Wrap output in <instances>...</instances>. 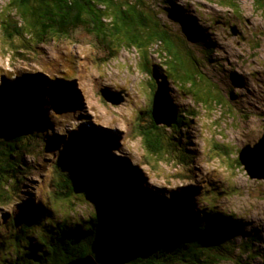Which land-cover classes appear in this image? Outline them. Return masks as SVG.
Listing matches in <instances>:
<instances>
[{"label":"trees","instance_id":"1","mask_svg":"<svg viewBox=\"0 0 264 264\" xmlns=\"http://www.w3.org/2000/svg\"><path fill=\"white\" fill-rule=\"evenodd\" d=\"M154 1L178 22L182 32L177 36L184 38L183 43L162 24ZM8 6L26 24L9 23L13 26L4 30L10 39L28 36L26 29H30L31 37L40 41H87L100 66L114 60L121 50L134 49L147 75L152 72L150 57L155 52L163 64L156 65L163 77L196 98L198 105H223L224 100L210 90V84L202 85L206 75L189 45L188 40L193 43V39L197 44L203 31L177 0H10ZM208 56L213 62V51ZM39 80L40 75L28 74L8 82L0 79V209H9L2 221L19 246L15 250L11 244L13 254L25 249L19 257L0 258V264H67L91 254V240L107 253L110 264H254L258 258L264 264L261 232L212 204H208L212 208H197L206 199L194 200L199 191H179L159 204L135 165L121 157H98L88 151L97 136L90 130L77 129L63 136V141L50 142L49 133L56 121L71 113L65 108L61 118L51 120L46 104L37 97L35 84ZM58 88L65 90V86ZM151 88L154 108L156 86L151 84ZM57 99L63 101L58 95ZM193 117V111L179 112L173 127L175 136L190 128ZM147 121L148 132L142 133L146 146L152 155L163 156L165 129L157 127L151 117ZM48 153L50 157H46ZM27 156H33L38 166L25 165ZM237 165L241 167L238 159ZM38 167L48 172L47 192L41 190L34 199L23 200L20 194L25 172L38 174ZM16 198L21 203H15ZM75 199H83L101 215L71 224L59 219L58 206H69ZM69 207L73 213L75 206ZM84 225L93 232L86 231ZM38 239L41 244L32 246L37 251L23 247L27 241L36 244ZM94 256L97 259L98 255Z\"/></svg>","mask_w":264,"mask_h":264},{"label":"rangeland","instance_id":"2","mask_svg":"<svg viewBox=\"0 0 264 264\" xmlns=\"http://www.w3.org/2000/svg\"><path fill=\"white\" fill-rule=\"evenodd\" d=\"M257 1L177 0L203 31L197 44L194 39V44L188 40L203 67L200 71L206 75L202 85L210 84V90L224 101L222 106L198 105L196 98L169 82L174 104L181 111H193L196 117L190 128L177 136L174 129L159 126L165 128L161 140L163 156L152 155L141 136L145 125L142 117L146 121L154 93L151 77L141 70L142 62L134 49L121 50L114 60L100 66L96 58L94 61L92 46L87 41L86 45L63 38L40 41L31 37L30 29H26L28 36L10 39L4 30L13 26L9 23L19 22L23 27L26 24L8 6L10 0H0V21H5L0 26V79L8 82L26 74L40 75L35 84L37 97L46 104L45 112L51 120L61 118L54 113L57 104L63 106L64 112L65 108L70 110L67 118L56 119L57 125L49 133L50 142L63 141V136L77 129L90 130L97 136L88 151L98 157L117 156L137 164L146 187L159 204L179 191H199L197 199H206L201 202L202 207L197 204V208L216 206L243 219L261 232L264 243V180L250 179L244 168L237 165L240 150L257 143L264 130V0ZM154 7L161 12L162 24L183 43L184 38L177 36L182 32L178 22L164 14L161 3L154 1ZM204 45L209 46L208 50L202 51ZM212 51L213 62L208 56ZM151 63L163 65L155 55ZM63 86L65 90L58 88ZM106 87L121 93L124 102L119 106L106 102L98 91ZM57 95L63 101H58ZM46 157H50V153ZM24 163L28 167L38 166L33 156L25 157ZM38 168V174L25 172L20 194L23 200L34 199L41 190L47 192L44 186L50 180L48 172ZM39 173H42L40 177ZM19 199L16 198L15 203H21ZM62 205L58 206L57 216L70 224L83 217L101 215L83 199H75L70 204L75 206L73 213L70 205ZM8 210L0 209V245H4L0 258L3 259L10 258L9 255L19 257L25 252L22 249L15 255L11 250V244L15 250L19 246L12 239L10 227L1 222ZM59 212L65 213L59 216ZM83 228L93 232L85 225ZM39 244L40 239L36 244L27 241L23 247L37 251L38 248L32 246ZM89 248L91 254L98 255L101 264H110L107 253L100 250L96 240H91ZM259 249L262 250L263 245ZM254 264H263V260L258 258Z\"/></svg>","mask_w":264,"mask_h":264},{"label":"water","instance_id":"3","mask_svg":"<svg viewBox=\"0 0 264 264\" xmlns=\"http://www.w3.org/2000/svg\"><path fill=\"white\" fill-rule=\"evenodd\" d=\"M152 77L157 85L152 112L153 121L156 126L164 125L170 128L176 123L178 108L172 101L169 82L161 77L156 68L153 69ZM100 92L103 99L114 106H119L124 102L121 93H116L109 88H102ZM54 113L61 117L64 115L63 106L60 103L57 104ZM239 162L250 179L257 181L264 180V133L253 146L246 145L241 149ZM67 264H100V262L93 254H88L85 257L74 259Z\"/></svg>","mask_w":264,"mask_h":264},{"label":"clouds","instance_id":"4","mask_svg":"<svg viewBox=\"0 0 264 264\" xmlns=\"http://www.w3.org/2000/svg\"><path fill=\"white\" fill-rule=\"evenodd\" d=\"M154 50H155V48H154ZM155 55V52L152 54V56H154ZM152 56L150 57V61H152ZM156 56V55H155ZM141 62H142V60H140ZM143 65V62L141 63V66ZM154 68H156L158 71H159V73H160V75H161V77L163 78V79H165L164 77H163V75L161 74V72H160V70L158 69V67L156 66V65H154L153 67H152V72H151V74L150 75H148V76H150L151 77V84H153V85H155L156 86V91H157V85H156V82L154 81V79H153V77H152V74H153V69ZM166 80V79H165ZM168 81V80H167ZM169 82V81H168ZM107 88V87H106ZM156 91H155V93H156ZM99 92H100V89H99ZM152 105V104H151ZM152 109H153V107H152ZM153 119V118H152ZM154 122V121H153ZM147 124H148V126H150V124H149V122L146 120V122H145V125H144V127H142V129H141V136H142V133H146V132H148V126H147ZM155 124V123H154ZM176 124V123H175ZM175 124L172 126V127H170V128H172L173 129V127L175 126ZM161 126H163V127H166V126H164V125H161ZM157 127H159V126H157ZM163 127H159V128H163ZM166 128H169V127H166ZM165 129V128H164ZM263 133H264V130H263ZM263 135V134H262ZM142 138L144 139V137L142 136ZM253 146V145H252ZM241 151V150H240ZM240 153V152H239ZM105 156V155H104ZM238 160H239V156H238ZM240 163V162H239ZM132 166V165H131ZM242 166V165H241ZM243 167V166H242ZM2 221V220H1Z\"/></svg>","mask_w":264,"mask_h":264},{"label":"bare ground","instance_id":"5","mask_svg":"<svg viewBox=\"0 0 264 264\" xmlns=\"http://www.w3.org/2000/svg\"><path fill=\"white\" fill-rule=\"evenodd\" d=\"M101 96H102V94H101ZM154 100H155V96H154ZM86 125V124H85ZM95 131V130H94ZM99 132V131H98ZM117 152H118V150H117Z\"/></svg>","mask_w":264,"mask_h":264},{"label":"flooded vegetation","instance_id":"6","mask_svg":"<svg viewBox=\"0 0 264 264\" xmlns=\"http://www.w3.org/2000/svg\"><path fill=\"white\" fill-rule=\"evenodd\" d=\"M147 126H148V124H147Z\"/></svg>","mask_w":264,"mask_h":264}]
</instances>
